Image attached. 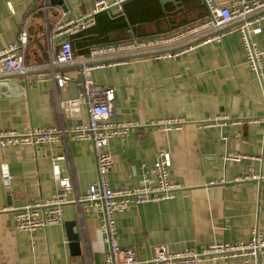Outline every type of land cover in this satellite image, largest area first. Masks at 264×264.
Instances as JSON below:
<instances>
[{
  "label": "crops",
  "instance_id": "crops-1",
  "mask_svg": "<svg viewBox=\"0 0 264 264\" xmlns=\"http://www.w3.org/2000/svg\"><path fill=\"white\" fill-rule=\"evenodd\" d=\"M43 1L0 0V49L25 29L24 64L31 71L49 68L64 41H70L76 62L55 66L49 80L0 77V132L87 124L86 103L75 101V82L85 74L96 85L113 89V120L133 125L126 135L108 142L109 187L139 186L160 152L169 155L168 178L178 186L172 199L132 205L116 214L121 248L133 249L138 261H148L158 245L173 254L199 253L213 243L248 241L253 229L264 238V20L260 32L250 35L263 53L260 75L246 62L236 24L224 28L219 41L176 57L78 69L91 47L169 33L203 20V0H126L121 9L94 14V25L75 35L58 30V24L87 17L98 0H58L67 11L56 8V16L46 15ZM60 75L71 78L64 88L55 84ZM168 121L175 125L163 127ZM227 155L244 158L230 162ZM55 160H60L59 173ZM58 178L70 180L68 201L96 182L90 141L68 135L57 146L0 149V264L103 263L108 239L100 230V216L81 214L72 202L62 207L60 225L33 232L16 228L13 210L49 200ZM66 223H73L78 236L73 250ZM198 264L244 263L232 258Z\"/></svg>",
  "mask_w": 264,
  "mask_h": 264
},
{
  "label": "built area",
  "instance_id": "built-area-1",
  "mask_svg": "<svg viewBox=\"0 0 264 264\" xmlns=\"http://www.w3.org/2000/svg\"><path fill=\"white\" fill-rule=\"evenodd\" d=\"M126 0H112L106 3L96 1L87 17L71 19L58 24L68 35H75L94 25L92 16L110 8L121 9ZM206 16L203 20L181 27L169 33L143 37L131 41L98 45L89 49L88 55L79 59L81 63L92 62V67L105 64L122 63L144 57L160 59L176 57L197 45L219 41L220 31L231 24L237 25L240 33L246 62L252 72L260 75L262 52L251 40V34L260 32L264 20V0H235L232 4L220 5L215 0H203ZM39 10V9H38ZM27 33L23 29L14 43L0 49V77L19 75L23 78L31 71L24 64ZM76 62L70 41H64L51 56L50 67L72 65ZM89 68V67H87ZM261 79V78H260ZM71 82L67 75L56 77L55 84L64 88ZM264 89V79H261ZM77 88L76 102L84 101L87 106L89 121L85 125H74L68 129L57 127L28 128L24 132L1 131L0 149L30 146L60 145L69 135L73 140L90 141L94 149L97 180L88 187L80 198L67 200L72 189L70 180L58 178V188L52 197L40 203L25 204L14 209L16 228L23 232H33L62 223V207L70 202L78 206L80 213L100 216V230L108 239V251L102 264H198L202 259L226 260L240 258L244 264L264 260V238L252 230L248 241L236 243H213L201 252L188 251L180 254L169 253L163 245L154 248V256L148 261H138L133 249L119 246L116 234V214L127 211L132 205L172 199L178 186L169 181L170 157L160 152L152 167L145 171L142 183L135 187L111 189L108 175L112 167V158L107 150L112 138L123 137L133 125L117 123L113 120L114 91L110 87L93 83L87 75L75 82ZM175 124L168 121L163 127L169 129ZM244 157L227 155L226 160L238 162ZM56 168V167H55ZM56 173H58L56 169ZM153 177V181L150 179ZM4 184L8 177L4 174Z\"/></svg>",
  "mask_w": 264,
  "mask_h": 264
},
{
  "label": "water",
  "instance_id": "water-1",
  "mask_svg": "<svg viewBox=\"0 0 264 264\" xmlns=\"http://www.w3.org/2000/svg\"><path fill=\"white\" fill-rule=\"evenodd\" d=\"M32 1H34V3L37 2V0H32ZM229 1H232V0H216V2L219 3L220 5H227V3ZM43 4H45V6L47 7L46 11H44L47 16L48 15L49 16H56L58 13L57 12L53 13L56 10V8H59V10L62 12L67 11L66 6L63 5V3H60L58 0H44ZM220 32H222V31H220ZM93 64H95V63L85 62L83 64H79L78 69H84L87 67H92ZM55 72H56L55 67H51V68L46 67L44 69H37V70L26 72L23 77L24 78H26V77H36V78L40 77L41 80H49L52 78V76L54 75ZM17 77H19V75H17ZM37 149H41V147H39ZM59 162H60V160L54 161V164L56 166L58 173L60 171V168L58 167ZM72 226H73V223H70V224L66 223L65 224V228H66V232H67V239L70 242L71 249L73 250V249H76V247L78 246V236H77V234L72 232Z\"/></svg>",
  "mask_w": 264,
  "mask_h": 264
}]
</instances>
